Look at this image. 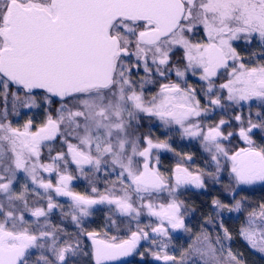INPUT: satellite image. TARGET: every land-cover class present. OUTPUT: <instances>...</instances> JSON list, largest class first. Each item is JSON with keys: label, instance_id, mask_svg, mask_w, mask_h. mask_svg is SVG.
Here are the masks:
<instances>
[{"label": "snow or ice", "instance_id": "6c2138e0", "mask_svg": "<svg viewBox=\"0 0 264 264\" xmlns=\"http://www.w3.org/2000/svg\"><path fill=\"white\" fill-rule=\"evenodd\" d=\"M237 238L264 256V0H0V264Z\"/></svg>", "mask_w": 264, "mask_h": 264}, {"label": "rangeland", "instance_id": "374dc122", "mask_svg": "<svg viewBox=\"0 0 264 264\" xmlns=\"http://www.w3.org/2000/svg\"><path fill=\"white\" fill-rule=\"evenodd\" d=\"M230 226L235 229L236 227H238V222L232 221L230 222ZM234 246L244 251L245 256L247 258V264H264V256H262L258 252L248 249L244 245L243 241L239 240V238H237V241Z\"/></svg>", "mask_w": 264, "mask_h": 264}, {"label": "flooded vegetation", "instance_id": "af4514ba", "mask_svg": "<svg viewBox=\"0 0 264 264\" xmlns=\"http://www.w3.org/2000/svg\"><path fill=\"white\" fill-rule=\"evenodd\" d=\"M200 199H208L206 197H201ZM196 204L199 205V200H196Z\"/></svg>", "mask_w": 264, "mask_h": 264}]
</instances>
